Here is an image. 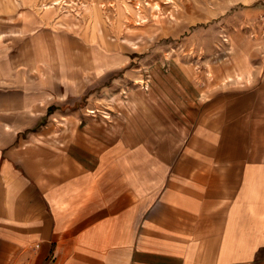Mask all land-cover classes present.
<instances>
[{
  "label": "crops",
  "instance_id": "1",
  "mask_svg": "<svg viewBox=\"0 0 264 264\" xmlns=\"http://www.w3.org/2000/svg\"><path fill=\"white\" fill-rule=\"evenodd\" d=\"M260 55L253 84L156 61L138 85L112 42L0 0V264H264Z\"/></svg>",
  "mask_w": 264,
  "mask_h": 264
},
{
  "label": "rangeland",
  "instance_id": "2",
  "mask_svg": "<svg viewBox=\"0 0 264 264\" xmlns=\"http://www.w3.org/2000/svg\"><path fill=\"white\" fill-rule=\"evenodd\" d=\"M33 4L57 10L99 43L112 42L116 52L130 58L127 68L141 74L132 80L138 85L146 81L149 66L156 61L166 67L176 64L202 92L253 84L241 77L245 71L254 78L255 62L264 52V0H33ZM238 54L246 55L247 65H240ZM101 115L107 117L103 111Z\"/></svg>",
  "mask_w": 264,
  "mask_h": 264
}]
</instances>
